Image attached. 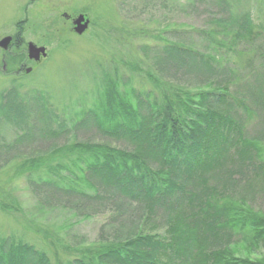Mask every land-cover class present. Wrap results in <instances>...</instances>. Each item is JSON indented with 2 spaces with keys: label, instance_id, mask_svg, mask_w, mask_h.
Segmentation results:
<instances>
[{
  "label": "rangeland",
  "instance_id": "rangeland-1",
  "mask_svg": "<svg viewBox=\"0 0 264 264\" xmlns=\"http://www.w3.org/2000/svg\"><path fill=\"white\" fill-rule=\"evenodd\" d=\"M244 15H249L259 37L250 45L249 34L233 24ZM81 16L88 24L78 33L73 23ZM10 36L16 37L8 50L0 47V104L16 98L26 101L28 110L25 117L24 112L17 114L18 122L26 124L23 129L0 115V239L13 237L33 246L49 264H71L83 250L113 236L125 240L136 231L166 235L165 212L149 214L140 205L114 197L93 200L87 190L67 194L70 190H62L67 187L61 180L67 175L64 170L56 175L25 170L32 159L68 144H106L131 151L98 127L75 125L85 111L99 110L110 83L130 104L137 95L151 100L158 91L152 81L157 72L163 76L160 86L194 92L223 86L236 99L239 123L254 149L243 150L239 143L236 158L241 164L233 169L241 178L238 184H228V171L221 164L201 195L227 200L229 192L234 202L264 216V0H0V41ZM237 36L241 41L230 44ZM28 43L45 48L46 56L30 60ZM172 44L192 48L212 58L214 65L193 63L194 56L166 60L163 52ZM40 97L52 111V127L66 131L56 140L35 136L18 144L21 133L43 127L42 112L37 111ZM245 163L250 168H242ZM59 180L62 184L56 187ZM230 235L238 239L235 257H264V234L259 245L247 244L252 236Z\"/></svg>",
  "mask_w": 264,
  "mask_h": 264
},
{
  "label": "trees",
  "instance_id": "trees-1",
  "mask_svg": "<svg viewBox=\"0 0 264 264\" xmlns=\"http://www.w3.org/2000/svg\"><path fill=\"white\" fill-rule=\"evenodd\" d=\"M233 24L240 33L249 34L248 45L259 38L249 15L240 21L233 20ZM196 35L202 37L203 33ZM237 38L230 44L236 45L242 37ZM165 50L166 60L178 57L183 61L194 56L193 63L200 60L202 66L214 65L212 58L205 59L192 48L172 44ZM159 74L152 77L158 91L151 100L142 101V96L137 95L135 103L130 104L120 99L123 94L119 96L115 83H110L102 93L99 110L85 111L75 125L78 129L98 127L109 140L129 145L131 151L106 144H68L32 159L25 166L29 174L37 169L55 175L64 170L67 175L58 177L67 186L61 189L70 190L67 194L87 190L90 192L87 198L93 200L102 196L112 201L114 197L126 200L129 205H140L149 214L165 212V236L137 231L125 240L113 236L83 250L71 264H264V257L257 260L235 257L238 239L230 235L234 232L240 237L252 236L247 244L259 245L264 234V216L243 206V202V205L234 202L229 192L227 200L209 197L207 193L201 195L222 166L228 171L224 175L228 184H238L241 178L233 169L241 164L236 158L239 143H243V150L254 149L255 144L247 141L239 123V110L235 109L238 102L223 86L195 92L178 85L160 86L163 76ZM5 99L0 104V115L23 129L22 124H26L18 122L17 114L24 112L25 117L26 101ZM40 99L37 111L42 112L43 127L21 133L16 143H27L35 136L56 140L65 133L64 127H52L48 101ZM244 167L250 168L246 163ZM61 180L54 185L60 187ZM0 264H49V261L33 246L12 237L0 239Z\"/></svg>",
  "mask_w": 264,
  "mask_h": 264
},
{
  "label": "water",
  "instance_id": "water-1",
  "mask_svg": "<svg viewBox=\"0 0 264 264\" xmlns=\"http://www.w3.org/2000/svg\"><path fill=\"white\" fill-rule=\"evenodd\" d=\"M73 24L76 26V31H78V33H82L86 29L88 21L86 17L81 16L79 19L74 21ZM11 43H12V37H6L2 41H0V47L4 51H6L10 47ZM28 55L30 60L38 62L40 60V56L42 57L46 56L45 48L43 47L39 48L32 43H28Z\"/></svg>",
  "mask_w": 264,
  "mask_h": 264
},
{
  "label": "flooded vegetation",
  "instance_id": "flooded-vegetation-1",
  "mask_svg": "<svg viewBox=\"0 0 264 264\" xmlns=\"http://www.w3.org/2000/svg\"><path fill=\"white\" fill-rule=\"evenodd\" d=\"M64 18H66V19H68V16H64ZM11 37V36H10ZM16 37V36H15ZM15 37H14V39H13V37H12V41L14 42V40H15ZM18 37V36H17ZM17 42V41H16Z\"/></svg>",
  "mask_w": 264,
  "mask_h": 264
}]
</instances>
